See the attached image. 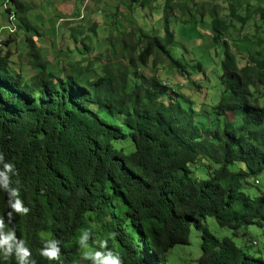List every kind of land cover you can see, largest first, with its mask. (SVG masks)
I'll use <instances>...</instances> for the list:
<instances>
[{"label": "trees", "instance_id": "trees-1", "mask_svg": "<svg viewBox=\"0 0 264 264\" xmlns=\"http://www.w3.org/2000/svg\"><path fill=\"white\" fill-rule=\"evenodd\" d=\"M9 1L26 33L34 72L27 76L13 66L11 40H4L0 152L14 165L12 187L30 208L9 227L26 241L33 264H82L77 241L85 229L89 245L96 238L108 240L122 264H165L172 247L189 243L192 226L202 230L197 264H264V247L253 255V242L239 246L205 225L211 216L236 233L250 225L264 231V191L252 196L244 190L251 177L259 184L255 175L264 169V54L241 63L221 36L228 23L212 11L214 41L222 39L224 47L223 91L214 115H204L202 105L180 92L184 83L178 88L156 74L158 64L168 62L192 80L171 54L175 36L168 19L164 37L142 28L125 32L124 39L111 36L112 53L101 71L83 78L90 62H76L61 75L50 69L34 39L26 2ZM255 13L264 20V0ZM126 56L124 70L120 61ZM151 65L156 70L149 74ZM195 67L206 75L200 62ZM127 139L131 152L118 146ZM201 163L207 178L195 175ZM8 210L7 194L0 190V217L7 219ZM47 239L60 240L59 261L39 256Z\"/></svg>", "mask_w": 264, "mask_h": 264}, {"label": "rangeland", "instance_id": "rangeland-1", "mask_svg": "<svg viewBox=\"0 0 264 264\" xmlns=\"http://www.w3.org/2000/svg\"><path fill=\"white\" fill-rule=\"evenodd\" d=\"M176 1H178V3L173 7L169 0L168 2L163 0L159 5H155L157 8H163L166 11L165 19L169 20L170 29L175 36L174 44L170 46L171 54L174 58L182 61L183 64L186 65L188 72H190L192 76V80L196 81V85H193L192 80L182 76L179 71L168 62L158 64L156 69L157 71L160 70V78L162 80H169L166 81L167 83L173 86L176 85L177 87L184 83L183 89H179L180 92L185 98L192 99L203 106L200 113L205 115L210 112V114H213V107L218 103L223 91V86L220 81V75L222 73L220 61L223 57L224 49L221 43L223 41L222 39L228 40L232 50L239 53L238 57L241 63H244L251 54L255 56L264 54V20L259 13H255V6L261 4L263 0ZM10 6L15 8L12 3H10ZM3 8L1 2L0 9L2 10ZM213 10H216L217 15L228 23V29L226 33L221 35L222 39H220L219 43H216L213 37ZM151 15L150 6L144 8L141 23L148 25L145 30L152 34V29L154 28L156 33H160V37H164L165 25L159 26L157 18H151ZM102 17L108 22V25L101 28L98 31V35H92V39L102 44L107 43L109 45H111L109 38L112 35L124 39L122 35L117 33L118 29L113 25V18L110 17L107 9H105ZM12 47L14 49V42ZM119 48H121L120 45ZM258 52H261L260 55ZM108 55H111L109 51H105L103 54L106 59H109ZM15 60L16 61H12L14 63L13 66H21L27 76L32 75L34 70L27 63L20 64V61L17 62L16 58ZM120 62L122 64L121 68L127 70L129 67L128 57H124ZM198 62L202 64L207 72L206 75L203 76L200 72H197L195 65ZM103 63H105V61L100 58L94 59L89 66L90 69L86 71L83 69L86 65H83V68L81 67L83 69L82 77L88 78L99 74ZM153 66L154 65H151V68H148L146 72L150 74L152 70H156L153 69ZM198 85H201L200 89H198ZM196 116L199 117L200 114H196ZM107 118L113 123H120L117 117L108 116ZM230 118L234 120L232 114H230ZM213 121L214 120H211L210 123ZM210 123H207V125ZM118 146L126 147L128 152L134 150V146L130 139L119 141ZM195 175L201 178H207L209 176L207 173V165L202 163L199 164L195 168ZM255 177L259 180V184H254V177H251L248 179L251 186L244 187V190L252 196L258 195L260 190L264 191V169L258 172ZM205 225L209 231L218 238L230 237L239 246H245L253 242V244L256 245L249 247L250 253L253 255H256L254 250L258 248L263 250L264 231L257 225H250L246 228H242L236 233L229 228L221 227L216 218L211 216L207 217ZM96 240L99 239L96 238L94 242ZM201 244L202 230L192 226L189 243L177 244L172 247L167 253V262L165 264H197L202 254ZM95 246V244L90 245L93 249Z\"/></svg>", "mask_w": 264, "mask_h": 264}, {"label": "crops", "instance_id": "crops-1", "mask_svg": "<svg viewBox=\"0 0 264 264\" xmlns=\"http://www.w3.org/2000/svg\"><path fill=\"white\" fill-rule=\"evenodd\" d=\"M0 1L4 7L2 10L0 9V31L4 32H2V36L5 41L11 40L8 46L12 51L11 60L16 61V58L17 62L20 61V64H28L30 56L25 40L26 33L23 28H20L16 8L10 6L9 0ZM24 1L28 7L26 16L37 31L34 39L40 46L44 58L49 61L50 69L58 75H61L65 69L71 70L76 62L84 61L82 64L89 62L92 64L93 60L97 58L106 61L107 59L103 56L105 51L112 53L113 48L109 44H102L92 39V35H98V31L108 25V22L102 17L105 9L113 18L112 23L118 29L117 33L120 35L136 28L146 29L148 25L141 23V21L144 8L148 6H150L151 18L155 19L156 17L159 26L166 25V11L163 8H157L155 5H159L163 0ZM166 1L168 2V0ZM169 2L172 7L178 3L176 0H170ZM11 8L13 13L17 15L14 35H10L6 31L8 11L6 12L5 9ZM81 15L82 18H79ZM152 34L160 35L159 32H155L154 28ZM13 42L15 44L14 49L12 47ZM117 45L114 49L118 51L119 46Z\"/></svg>", "mask_w": 264, "mask_h": 264}, {"label": "clouds", "instance_id": "clouds-1", "mask_svg": "<svg viewBox=\"0 0 264 264\" xmlns=\"http://www.w3.org/2000/svg\"><path fill=\"white\" fill-rule=\"evenodd\" d=\"M15 174V167L12 163L6 162L4 154L0 152V190L7 194L8 211L7 219L0 217V264H33L31 259L32 251L26 241L19 238L12 225L16 215H27L30 208L25 206L20 198L18 188L12 187L11 175ZM90 231L85 229L78 237V246L82 251V264H122V259L109 248L108 240H96L95 248L89 245ZM60 240L47 239L43 241L39 249V256L48 261H59L61 255Z\"/></svg>", "mask_w": 264, "mask_h": 264}, {"label": "built area", "instance_id": "built-area-1", "mask_svg": "<svg viewBox=\"0 0 264 264\" xmlns=\"http://www.w3.org/2000/svg\"><path fill=\"white\" fill-rule=\"evenodd\" d=\"M8 2H9V1H8ZM5 10H6V11L8 10V23H7V25H6V31H7L8 34H10V35H14V34H15V30H16V28H14L13 26L10 25V16L12 15L13 10H12V8H11V9H5ZM79 18H82V15L79 16ZM2 32H3V31H0V40L4 39V37L2 36ZM143 69H144V68H143ZM150 74H152V73H150ZM156 74H157V75H160V70L157 71ZM164 81H169V80L164 79ZM175 86H176V85H175ZM176 87H177V86H176ZM178 88H179V87H178Z\"/></svg>", "mask_w": 264, "mask_h": 264}, {"label": "bare ground", "instance_id": "bare-ground-1", "mask_svg": "<svg viewBox=\"0 0 264 264\" xmlns=\"http://www.w3.org/2000/svg\"><path fill=\"white\" fill-rule=\"evenodd\" d=\"M16 22H17V15L16 13H13L10 16V25L16 28ZM3 45H4V39L0 40V47H2Z\"/></svg>", "mask_w": 264, "mask_h": 264}]
</instances>
